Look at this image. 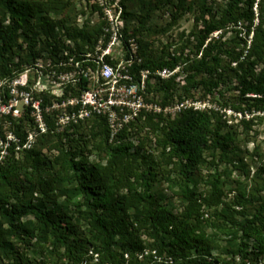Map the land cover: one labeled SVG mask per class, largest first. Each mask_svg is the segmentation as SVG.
I'll list each match as a JSON object with an SVG mask.
<instances>
[{"label": "trees", "instance_id": "1", "mask_svg": "<svg viewBox=\"0 0 264 264\" xmlns=\"http://www.w3.org/2000/svg\"><path fill=\"white\" fill-rule=\"evenodd\" d=\"M131 1L120 5L123 33L139 45L136 68L182 67L149 84L154 99L164 107L209 100L244 117L236 125L216 109L146 114L111 141L104 117L61 129L44 114L48 130L27 149L26 129L39 132L31 108L25 119L1 115L4 146L6 124L18 142L0 156V264L264 263V164L251 169L257 163L248 162L238 132L264 121V0H144L165 7L170 26L193 14L174 52L172 43L155 50L144 38L155 9L136 15ZM73 8L64 0H0V80L25 70L28 62H14L21 50L31 61L44 51L51 57L70 39L78 52H92L104 22L70 24L64 13ZM50 104L44 97L42 108Z\"/></svg>", "mask_w": 264, "mask_h": 264}, {"label": "built area", "instance_id": "2", "mask_svg": "<svg viewBox=\"0 0 264 264\" xmlns=\"http://www.w3.org/2000/svg\"><path fill=\"white\" fill-rule=\"evenodd\" d=\"M94 2L101 10L104 26L92 52L80 53L74 48L73 41L65 39V48L54 52L51 56L53 59L50 54H46L47 65L35 64L31 68L35 74L33 82L30 78L31 69L24 70L12 80H1L13 88V92L23 100L27 109L31 108L30 116L37 123L36 129L39 132H29L23 148H32L36 137L47 132L44 114L54 117L53 120L61 129L93 116L104 117L109 126L111 141L137 119L145 118L146 114L174 117L185 110L216 109L230 118L229 124H232V118L244 117L229 108L222 109L209 100H176L171 105L161 106L154 99V92L149 89V84L153 85L157 78L168 80L181 74L182 67L173 70L164 68L155 72L136 68L142 61L139 45L134 38L128 39L123 33L124 10L119 1ZM217 35L215 33L214 36ZM8 96L4 101L0 100V116L10 115L16 119L20 117V111L16 109L9 92ZM44 97L51 100V104L45 109L42 108ZM15 102H18L17 99ZM4 130L7 143L4 146L0 137V148L3 149L1 155L7 154L10 142H18L10 131V124H6ZM23 148L18 146L17 152Z\"/></svg>", "mask_w": 264, "mask_h": 264}, {"label": "rangeland", "instance_id": "3", "mask_svg": "<svg viewBox=\"0 0 264 264\" xmlns=\"http://www.w3.org/2000/svg\"><path fill=\"white\" fill-rule=\"evenodd\" d=\"M64 1H70L74 8L71 11L64 13V15H67L69 17L68 21L70 24H78V26H86L89 29H97L101 26H103V15L101 13V10L97 6V3L94 2V0H64ZM119 3H121V0H118ZM146 2L148 0H145ZM144 0H132L128 3V9L135 13L136 15L142 14L147 9H155L153 7H149V5L146 4L144 6L143 3ZM97 6V7H96ZM170 16L168 15L167 9L164 8H158L153 10L152 18L147 25V31L144 32V38L149 42L152 40L154 44L155 50L162 49L163 46L169 45V43L174 44L173 47H171L170 51L174 52L175 49L180 47L185 39V37L189 34V32L194 27V16L191 13H188L182 17V19L178 22L175 26H170ZM130 27H138L137 21H130L129 22ZM233 37V33H228L227 37ZM74 48L77 50V48L74 46ZM47 52L40 53L38 57L35 58V60L31 61V55L27 52V50H21L19 51V54L17 53L14 59V62H20L22 60L25 63V70L31 69L35 66V64L38 65H47L48 58L46 57ZM17 55L20 57L18 58ZM33 62V63H32ZM30 78L33 82L35 79L34 70L31 69L30 72ZM11 96V100H13V103L16 104V109L20 111V117L16 118L18 119H25L29 115V111L24 105L25 103L23 100L16 96V93L13 92V88L3 83L0 80V100L4 101L5 96L8 94ZM223 92L228 93L226 88L223 89ZM156 101H159V96L155 95ZM17 99L18 102H15ZM218 100V99H217ZM216 102V101H215ZM263 116V115H261ZM247 118H250L249 116ZM228 120H230L229 117H227ZM240 118H232L231 123L232 124H239ZM26 132H30L29 128L26 129ZM238 132L240 133V148L242 152L249 153L247 160L250 162L251 158H254V162L257 164L250 165L252 170H255L257 166L260 164H264V121H255L252 124L251 129H245L243 127H240ZM30 133H34L31 131ZM29 133V134H30ZM48 146H42V152L44 154H48ZM21 153L16 154L17 158H20ZM3 156V155H0ZM3 158V157H2ZM1 158V160H2ZM0 160V163H1ZM92 160H96V157H92ZM252 162V161H251ZM232 178H236V175L234 174ZM166 194L168 197H171L172 194L170 192L166 191Z\"/></svg>", "mask_w": 264, "mask_h": 264}]
</instances>
